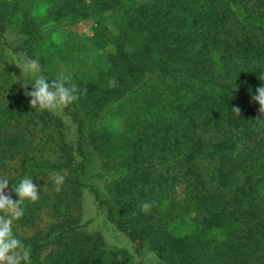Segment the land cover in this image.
<instances>
[{
    "label": "trees",
    "instance_id": "16d2710c",
    "mask_svg": "<svg viewBox=\"0 0 264 264\" xmlns=\"http://www.w3.org/2000/svg\"><path fill=\"white\" fill-rule=\"evenodd\" d=\"M20 2L0 0V40L8 28L21 33L12 50L39 59L49 80L77 35L47 29L91 20L102 49L74 71L79 98L62 109L72 132L53 110L30 107L18 80L2 95L0 81L6 192L70 169L77 203L96 157L101 171L90 176L106 170L112 180L107 194L89 191L133 244V252L100 246L78 230L85 224L60 218L64 198L50 207L56 223L23 235L39 208L24 201L13 232L30 264H144L145 246L164 264H264V114L252 100L264 86V0ZM143 202H154L150 212Z\"/></svg>",
    "mask_w": 264,
    "mask_h": 264
},
{
    "label": "rangeland",
    "instance_id": "374dc122",
    "mask_svg": "<svg viewBox=\"0 0 264 264\" xmlns=\"http://www.w3.org/2000/svg\"><path fill=\"white\" fill-rule=\"evenodd\" d=\"M11 1V0H5ZM18 3H21L18 0ZM93 22L91 20H82L75 24L64 25L59 28H50L47 29L44 34L51 33L52 31L58 30H67L74 32L77 35V40L73 42L69 39V42L66 44L67 46L72 43V48H69L68 52H62L56 55L58 62L55 72L53 75V79L57 77V75L63 70L65 75L70 76L71 79L74 77V71L77 67H80L83 63H85V59L87 62H91L94 54L99 53L101 51V47L98 42L92 37L95 33V29L93 28ZM102 27V26H101ZM23 35L19 33L17 30L8 28L4 34L2 35V39L0 40V81L2 82V91L1 95L7 93L11 85L14 84L16 80H18L17 91L24 92V84L27 85V76L22 79V69L24 68L26 63L29 61L27 57L24 56L23 53L14 52L12 50L13 47L23 39ZM35 53V52H34ZM28 90L31 91V85L29 84ZM26 97V96H25ZM0 100H4V96L0 97ZM27 103L30 106L29 97H26ZM114 103H108L105 106V109L113 107ZM31 107V106H30ZM77 108L81 109V106ZM63 106H60L53 110V113L58 115L64 121L65 127L69 129H73V122L71 121V117L66 116L64 111L62 110ZM75 110V109H71ZM79 111V110H78ZM83 116V115H82ZM106 117H104L105 119ZM87 122V121H86ZM111 126L117 130H121L122 121L119 118L112 119L110 121ZM70 130L72 132L73 130ZM120 133V132H119ZM69 134H67L68 136ZM72 135H70V139ZM38 155V151H36ZM36 155V154H35ZM36 155V157H38ZM45 156L51 157L50 154H44ZM99 159L93 157L87 166L86 174L80 177V182L85 184L86 186L81 188L80 195L77 196L78 202L73 203L71 198L74 194L72 188V178H74V173L70 169L63 170L59 173L66 174V179L64 184L61 187V190L57 192L55 190L56 186L52 179V174L56 172H51L44 174L37 178L35 182L40 188V198L38 200L39 208L35 213L34 223L29 226H25L24 228H20L23 232V235H30L35 232H39L42 229L48 227L51 224L56 223L59 218H57L54 213L51 212L50 207L52 205L53 200L58 198H64V202L67 205L65 208V213L60 216V218L73 216L78 221V224H85L84 227H79L78 230L84 234L92 235L95 241L102 247L106 249L112 248H121L126 249L129 252H133V244L132 242L126 238L121 232H119L114 225H112L105 217V208H98L96 202L93 199V195L89 191L90 186L98 189L102 194H107V186L110 184L112 177L108 175L106 170H102L103 174L96 177L90 176V173H98L101 171ZM8 169L10 166H7ZM2 173L6 172L2 169ZM58 172V171H57ZM182 190L181 187L177 188V193ZM50 200L51 202H48ZM43 201V202H42ZM145 250L151 251L147 246L144 247ZM153 252V251H151ZM154 253V252H153ZM44 253L42 254L43 257ZM41 257V259H42ZM132 264H137V261L132 262ZM145 264V261H144ZM148 264H164L160 261L156 256L155 258L148 262Z\"/></svg>",
    "mask_w": 264,
    "mask_h": 264
},
{
    "label": "clouds",
    "instance_id": "9594fccd",
    "mask_svg": "<svg viewBox=\"0 0 264 264\" xmlns=\"http://www.w3.org/2000/svg\"><path fill=\"white\" fill-rule=\"evenodd\" d=\"M22 69V79L27 76V85L24 84V95L29 97L30 106L34 109L54 110L60 106H67L78 100V85L72 82L70 76L63 70L55 79L49 80L43 74L39 59H30ZM264 80V78H260ZM50 81V82H49ZM113 86L115 81L110 82ZM29 84L31 91L28 90ZM252 100L259 104V112L264 114V86L255 90ZM232 110L240 115L241 109L233 107ZM52 179L59 192L66 179V174L59 172L52 174ZM10 181L7 177H0V264H30V251L13 232V221L24 215L21 205L24 201L36 202L40 198V188L30 177H25L9 189ZM18 199H13L12 192ZM154 202H143L141 211L148 213ZM155 258V253L145 250L143 259L145 264Z\"/></svg>",
    "mask_w": 264,
    "mask_h": 264
}]
</instances>
